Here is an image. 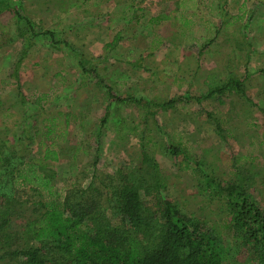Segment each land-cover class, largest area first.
Returning a JSON list of instances; mask_svg holds the SVG:
<instances>
[{
    "label": "rangeland",
    "instance_id": "1",
    "mask_svg": "<svg viewBox=\"0 0 264 264\" xmlns=\"http://www.w3.org/2000/svg\"><path fill=\"white\" fill-rule=\"evenodd\" d=\"M1 1L0 139L6 145L0 152L9 165L28 162L48 174L53 193L13 189L0 169L13 237L0 243V255L40 246L21 235L25 222L73 183L81 189L92 180L85 200L105 190L100 182L114 186L123 171L141 165L145 150L165 179L164 196L219 234L228 250L225 264H250L242 242L224 226L229 212L217 187L244 179L264 210V0ZM111 39L112 48L102 47ZM148 46L162 49L144 52ZM100 57L106 62L97 67ZM81 60L96 66V75L82 73ZM111 61L114 75L102 79L101 66ZM231 76L242 81L243 93L204 96ZM124 77L135 78L121 84ZM171 98L180 100L156 107ZM47 150L56 151V160H43ZM14 262L7 257L0 264Z\"/></svg>",
    "mask_w": 264,
    "mask_h": 264
},
{
    "label": "trees",
    "instance_id": "2",
    "mask_svg": "<svg viewBox=\"0 0 264 264\" xmlns=\"http://www.w3.org/2000/svg\"><path fill=\"white\" fill-rule=\"evenodd\" d=\"M25 53L24 48L18 62ZM82 70L93 72L86 63ZM12 74L16 77L17 70ZM99 84L103 85V82L99 81ZM106 88L110 91L109 87ZM234 92L243 93V86L240 79L231 76L223 83L211 84L204 96L220 97ZM112 98L142 106L144 110H147L146 106L150 107L149 103L133 97ZM39 99L35 102L39 103ZM179 100L171 98L156 107L171 106ZM216 125L220 131L219 121ZM3 145L6 141L0 139V149ZM57 157L56 151L47 150L43 160H56ZM9 160L0 152V169L3 167L4 175L5 172L8 175L4 182L13 189L30 187L52 195L53 186L48 174L32 171L33 165L28 162L19 163V167V164L9 165ZM205 180L206 186L214 188V179L206 176ZM244 181L239 178L236 182H226L217 187L229 212V220L224 226L230 236L242 242L250 264H264V210L249 195ZM100 183L106 187L105 190L95 189L89 200H85L83 195L92 187L91 179L81 189H74L73 183L66 193L59 194L57 201L45 204L38 217L25 222L21 232L25 239L41 242V245L6 249L0 255V261L9 257L17 260L10 264L226 263L228 250L219 234L202 227L191 215L184 214L176 202L164 196L165 179L145 150L141 151V165L123 171L117 184ZM77 195L81 196L75 200ZM9 203L6 193L1 192L2 244L13 238L10 234ZM110 209L114 212L113 219L106 215Z\"/></svg>",
    "mask_w": 264,
    "mask_h": 264
},
{
    "label": "crops",
    "instance_id": "3",
    "mask_svg": "<svg viewBox=\"0 0 264 264\" xmlns=\"http://www.w3.org/2000/svg\"><path fill=\"white\" fill-rule=\"evenodd\" d=\"M137 1V0H136ZM187 1H189V0H186V2ZM191 1H193V0H191ZM81 2V4H83V3H86V2H89V0H81L80 1ZM181 2H182V4H184V2H185V0H176V3H180L181 4ZM194 2V1H193ZM91 3V2H90ZM100 3H102V0H95V2H93V4H95L96 6L97 5H100ZM143 3H145V2H143ZM57 13H59V12H57ZM225 15V14H224ZM92 16V15H91ZM216 16V18H219V16H220V14H217V15H215ZM98 17H99V15H94L93 16V18H95V19H98ZM93 18H92V22H93ZM137 21V18H135V20H134V22H136ZM96 22V21H95ZM216 34V33H215ZM117 35H120L119 33H116V35L115 36H117ZM140 37V36H139ZM116 44V40H113V39H111V41H107V42H105L104 44H102V47H104L105 49L107 48V49H110V48H112L114 45ZM162 49V46H159V47H157L156 48V46L152 49V50H149V46L145 49V51L144 52H147V53H153L155 50H161ZM145 54V53H144ZM95 57H96V55H94ZM98 56V55H97ZM94 59H96V60H98V61H96L95 62V65L97 66V67H100V64H104L105 62L103 61V59H102V57H100V58H94ZM112 62L113 61H111L110 62V64L106 67L105 65H103V66H101V74L99 75L100 77H102V79L104 78V79H107V78H112V75H114L113 73H110L109 74V72H110V70H109V68L111 67V65H112ZM80 66L81 65H84L85 63H86V65H87V67H89V68H91L93 71H95V75H96V66H94V65H91L89 62H87L86 60H81L80 62ZM94 64V63H93ZM82 69V68H81ZM81 72L82 73H85V71H83V70H81ZM87 72V71H86ZM112 74V75H111ZM135 76H137L136 77V79H138V78H140L141 76H145V72L144 73H142V74H136ZM132 78H135V77H131V78H129V77H124V81H122L121 82V84H124L125 83V81H126V83L128 84L129 82H130V80H132ZM217 81H219V80H217ZM115 83H117V84H119V81H114ZM220 83H223V81H219ZM225 82V81H224Z\"/></svg>",
    "mask_w": 264,
    "mask_h": 264
}]
</instances>
